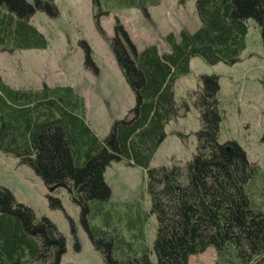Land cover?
Masks as SVG:
<instances>
[{
  "label": "trees",
  "instance_id": "obj_1",
  "mask_svg": "<svg viewBox=\"0 0 264 264\" xmlns=\"http://www.w3.org/2000/svg\"><path fill=\"white\" fill-rule=\"evenodd\" d=\"M113 1L144 11L147 2H159ZM56 9L54 0H0V51L46 47L47 39L29 17L35 10L53 15ZM195 9L199 26L193 31L182 27L178 36L165 33L164 52L155 42L138 50L115 17L110 46L134 104L102 138L88 125L84 98L72 86L19 88L0 77V152L27 164L51 191L67 190L103 264H187L190 254L208 246L216 252L212 264L264 261V170L235 141L218 139V75L200 74L195 90L179 105L174 99L175 79L188 72L191 57L208 64L239 60L248 19L255 21L264 48V0H195ZM100 13L95 14L99 30ZM188 100L200 122L195 152L182 165L150 167L165 124L178 111H187ZM113 160L145 169L149 213L156 219L151 249L138 214L116 219L103 208L110 195L103 173ZM47 199L52 208L62 207L51 192ZM98 213L103 215L100 226L91 223ZM65 249L57 225L36 216L0 184V264H59Z\"/></svg>",
  "mask_w": 264,
  "mask_h": 264
},
{
  "label": "rangeland",
  "instance_id": "obj_2",
  "mask_svg": "<svg viewBox=\"0 0 264 264\" xmlns=\"http://www.w3.org/2000/svg\"><path fill=\"white\" fill-rule=\"evenodd\" d=\"M98 1V5H94L92 0H54L57 9L53 15L35 10L29 20L44 34L46 47L0 51V77L19 88L72 86L84 98L88 125L102 138L112 121L123 117L134 104V94L124 80L110 46L115 17L138 50L155 42L160 52L168 48L163 40L165 33L172 31L178 36L182 27L193 31L200 21L195 0L147 2L146 11L143 6L113 0ZM100 11L101 30L95 26V14ZM245 43L239 60L233 64H208L199 56L191 57L188 72L175 79L174 99L179 105L195 90L201 84L200 74H217V98L222 112L218 139L220 142L235 141L247 158L264 170V140H261L264 130V48L252 18L248 19ZM184 112L178 111L165 124V136L150 159V167L182 165L195 152V131L200 128V122L191 100ZM103 178L110 189L104 210L108 209L116 219L138 214L144 243L151 249L156 219L149 213L145 169L113 160L105 168ZM0 184L12 192L16 201L31 207L36 216H47L57 225L65 237L66 248L59 264H103L82 228L78 206L65 188L51 191L27 164L4 152H0ZM48 192L59 197L61 208L49 205ZM91 223L103 225V215L96 214ZM76 241L79 248L75 247ZM215 258L214 247L208 246L190 254L187 264H212Z\"/></svg>",
  "mask_w": 264,
  "mask_h": 264
},
{
  "label": "water",
  "instance_id": "obj_3",
  "mask_svg": "<svg viewBox=\"0 0 264 264\" xmlns=\"http://www.w3.org/2000/svg\"><path fill=\"white\" fill-rule=\"evenodd\" d=\"M225 148H226V149H229V145H226Z\"/></svg>",
  "mask_w": 264,
  "mask_h": 264
}]
</instances>
